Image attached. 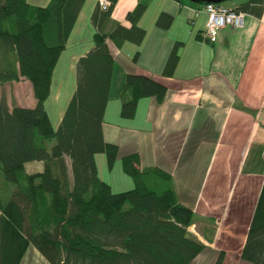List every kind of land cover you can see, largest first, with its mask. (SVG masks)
I'll list each match as a JSON object with an SVG mask.
<instances>
[{
    "label": "trees",
    "instance_id": "16d2710c",
    "mask_svg": "<svg viewBox=\"0 0 264 264\" xmlns=\"http://www.w3.org/2000/svg\"><path fill=\"white\" fill-rule=\"evenodd\" d=\"M86 1L39 6L0 0V84L22 78L35 99L34 106H11L0 96V172L6 186L1 192L9 195H0V264H20L31 246L49 264H191L205 247L189 233L193 208L178 201L173 175L160 166L144 168L140 155L129 153L121 164L132 188L115 193L96 165L95 155L104 154L113 170L119 150L102 134L114 65L109 45L143 43L146 29L138 22L144 4L127 13L129 27L111 18L118 0H109L106 9L96 4L90 15L94 45L76 61V89L58 130L52 127L44 103ZM232 10L260 18L264 0H245ZM172 20L161 13L156 25L169 28ZM180 46L174 44L164 77L175 73ZM166 89L146 73L125 75L121 117L134 118L144 97L162 102ZM33 161L43 162L41 172H26ZM260 192L240 251L252 264H264V183ZM221 261L223 253L215 264Z\"/></svg>",
    "mask_w": 264,
    "mask_h": 264
},
{
    "label": "crops",
    "instance_id": "0c3cea01",
    "mask_svg": "<svg viewBox=\"0 0 264 264\" xmlns=\"http://www.w3.org/2000/svg\"><path fill=\"white\" fill-rule=\"evenodd\" d=\"M28 2L45 6L50 0ZM97 3L83 5L57 64L69 54L71 66L77 65L94 45L90 15ZM140 3L146 7L138 22L146 29L143 43L109 45L114 65L102 123L105 141L118 146L116 161L138 153L144 168L160 166L173 175L178 201L193 208L189 233L205 247L191 264H215L221 253V264H252L242 260L240 251L264 183V13L260 18L246 14L242 28L218 30L210 43L202 36L205 2L118 0L111 18L129 27L126 15ZM161 13L173 18L169 28L156 25ZM176 42L181 43L179 62L173 76L164 77ZM137 72L159 80L167 93L162 102L138 100L135 117L123 119L119 91L125 75ZM34 104L32 97L25 107ZM42 164L33 161L25 165L26 172H41Z\"/></svg>",
    "mask_w": 264,
    "mask_h": 264
},
{
    "label": "rangeland",
    "instance_id": "374dc122",
    "mask_svg": "<svg viewBox=\"0 0 264 264\" xmlns=\"http://www.w3.org/2000/svg\"><path fill=\"white\" fill-rule=\"evenodd\" d=\"M236 0H226L222 4L223 6H232ZM69 54H65L60 58L59 65L54 71V79L52 80V90H50L49 99L45 101L44 106L47 109L49 118H51V124L56 131L58 130L59 123L61 122L64 110L67 109V105L72 98L74 89H76L75 78L77 74L75 73L76 65L71 66L69 60ZM77 64V63H76ZM0 96L8 101V104L13 105H23L27 106L30 101H32V87L28 84V81L18 80L15 83L0 84ZM32 96V97H31ZM99 160L97 161L99 168V177L103 181H107L112 190L118 193L119 189L128 190L132 188V177L126 175L123 171V167L120 161H116L114 169L111 170L107 165V157L104 154H99ZM3 174L0 172V195L2 199L8 198L7 194L2 193L6 187L3 182ZM130 182L128 186L126 183ZM120 190V191H123ZM23 261L20 264H49L46 259L40 255L35 247H29L24 255ZM194 264H209L196 261Z\"/></svg>",
    "mask_w": 264,
    "mask_h": 264
},
{
    "label": "built area",
    "instance_id": "2783aa9c",
    "mask_svg": "<svg viewBox=\"0 0 264 264\" xmlns=\"http://www.w3.org/2000/svg\"><path fill=\"white\" fill-rule=\"evenodd\" d=\"M98 2L102 9H106L109 5V0H98ZM204 4L201 12L205 13L208 19H206V26L202 36L207 38L210 43L215 42L217 39L218 30L225 29L227 26H231L235 29L244 26L243 19L246 14L233 11L229 7L219 3L205 2Z\"/></svg>",
    "mask_w": 264,
    "mask_h": 264
},
{
    "label": "water",
    "instance_id": "95a60500",
    "mask_svg": "<svg viewBox=\"0 0 264 264\" xmlns=\"http://www.w3.org/2000/svg\"><path fill=\"white\" fill-rule=\"evenodd\" d=\"M190 2H197V3H203V2H208V3H219L222 4L225 0H189Z\"/></svg>",
    "mask_w": 264,
    "mask_h": 264
}]
</instances>
